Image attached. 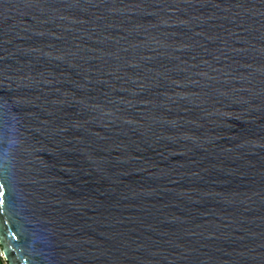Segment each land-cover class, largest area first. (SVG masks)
Instances as JSON below:
<instances>
[{"label":"water","instance_id":"1","mask_svg":"<svg viewBox=\"0 0 264 264\" xmlns=\"http://www.w3.org/2000/svg\"><path fill=\"white\" fill-rule=\"evenodd\" d=\"M9 264H264V0H0Z\"/></svg>","mask_w":264,"mask_h":264},{"label":"trees","instance_id":"2","mask_svg":"<svg viewBox=\"0 0 264 264\" xmlns=\"http://www.w3.org/2000/svg\"><path fill=\"white\" fill-rule=\"evenodd\" d=\"M5 264V263H7V264H9L8 262H5V260L3 259V257L0 255V264Z\"/></svg>","mask_w":264,"mask_h":264},{"label":"built area","instance_id":"3","mask_svg":"<svg viewBox=\"0 0 264 264\" xmlns=\"http://www.w3.org/2000/svg\"><path fill=\"white\" fill-rule=\"evenodd\" d=\"M0 255L4 258V254H3V251H2V246L0 244ZM5 259V258H4Z\"/></svg>","mask_w":264,"mask_h":264},{"label":"rangeland","instance_id":"4","mask_svg":"<svg viewBox=\"0 0 264 264\" xmlns=\"http://www.w3.org/2000/svg\"><path fill=\"white\" fill-rule=\"evenodd\" d=\"M4 259V258H3ZM5 260V259H4ZM5 262H7L6 260H5ZM3 264V263H2ZM5 264H7V263H5Z\"/></svg>","mask_w":264,"mask_h":264}]
</instances>
